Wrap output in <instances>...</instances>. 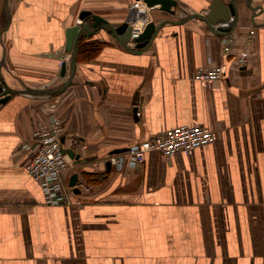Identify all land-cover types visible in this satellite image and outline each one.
<instances>
[{"label": "crops", "instance_id": "1", "mask_svg": "<svg viewBox=\"0 0 264 264\" xmlns=\"http://www.w3.org/2000/svg\"><path fill=\"white\" fill-rule=\"evenodd\" d=\"M136 2L0 0V85L10 96L0 106V264H264V0L222 2L239 11L237 47L256 30L243 69L205 19L213 0H178L176 15ZM84 11L96 32L79 41L103 46L73 70L66 32ZM94 16L104 20L97 29ZM126 21L137 32L165 24L142 51L103 27ZM210 57L226 75L206 86L194 73ZM54 117L75 154L59 204L27 173L24 147ZM191 124L216 140L108 168L115 151Z\"/></svg>", "mask_w": 264, "mask_h": 264}, {"label": "built area", "instance_id": "2", "mask_svg": "<svg viewBox=\"0 0 264 264\" xmlns=\"http://www.w3.org/2000/svg\"><path fill=\"white\" fill-rule=\"evenodd\" d=\"M135 6L139 7L140 1L136 2ZM138 34L139 32L134 30L133 38L138 37ZM255 37L256 30L250 29L242 47L236 46L240 38L233 33L225 34L222 38L224 55L232 56L238 69H243L248 65L251 57L250 49ZM63 62L65 61H61L60 65ZM225 75V66L214 64L210 57L207 66L195 71L194 79L209 86L224 79ZM3 92L5 94L8 92L5 87H3ZM136 116L140 117L138 111ZM65 129L66 124L62 119L51 118L37 125L33 133L34 142L30 146H24L30 153V160L26 165L27 173L39 184L46 201L52 204L67 202L63 193V174L69 169L72 158L69 157L70 150L65 148L62 140ZM216 138V133L204 125H183L162 130L146 140L132 144L123 153L111 155L108 161L116 170H122L125 165L135 167L144 162L148 152L157 151L169 158L177 153H189L206 147Z\"/></svg>", "mask_w": 264, "mask_h": 264}, {"label": "water", "instance_id": "3", "mask_svg": "<svg viewBox=\"0 0 264 264\" xmlns=\"http://www.w3.org/2000/svg\"><path fill=\"white\" fill-rule=\"evenodd\" d=\"M142 1L147 7L152 8L156 5H160L161 9L171 15H176L177 9L179 8V2L177 0H137ZM223 0H213L210 10L205 16V19L208 25L213 29L217 27L213 31L217 34L224 33V34H231L234 32L235 27L238 25L239 20V11L231 2L228 4V9L223 7ZM92 16V13L89 11H84L80 15L81 23L69 28L66 32L67 41H66V49L69 54L72 55V64L73 70H75L76 66V46L81 36H83L84 32L88 34H93L96 32L95 30L92 31L89 29L90 23L89 20ZM196 17V15L190 17L191 19ZM93 19L95 23L93 24V28L97 29V27L104 21L101 17L94 16ZM136 23V20H132ZM132 21H126L122 25L118 27H113L110 24H105L104 28H111L113 35L116 39L120 42V44L124 47H128L130 43L135 44V48L139 50H147L158 32L160 31L161 27L165 24L156 25L154 22H149L141 32H139L138 37L133 38V31L134 26ZM220 23L228 24L226 29H223L219 26ZM101 28V27H100ZM67 71V62H63L61 66V74L65 76ZM10 99V96L3 92V86L0 85V106L5 104ZM124 152V151H123ZM114 153H121V150H117ZM70 158H75V154L72 151L68 152ZM108 168H110V163L107 164ZM78 183L77 175H73L70 180V187H75ZM74 193H80L78 188H74Z\"/></svg>", "mask_w": 264, "mask_h": 264}, {"label": "trees", "instance_id": "4", "mask_svg": "<svg viewBox=\"0 0 264 264\" xmlns=\"http://www.w3.org/2000/svg\"><path fill=\"white\" fill-rule=\"evenodd\" d=\"M102 46L103 43L100 41L80 40L76 51L77 61L92 59L101 50Z\"/></svg>", "mask_w": 264, "mask_h": 264}]
</instances>
